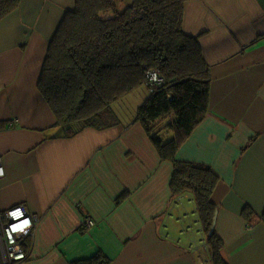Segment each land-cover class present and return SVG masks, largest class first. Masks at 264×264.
I'll use <instances>...</instances> for the list:
<instances>
[{"label":"crops","instance_id":"obj_1","mask_svg":"<svg viewBox=\"0 0 264 264\" xmlns=\"http://www.w3.org/2000/svg\"><path fill=\"white\" fill-rule=\"evenodd\" d=\"M75 4L21 0L0 22V218L24 206L36 219L21 264H76L97 253L111 264H200L195 249L206 234L194 194L173 191V162L161 159L134 116L124 118L132 111L117 113L113 128L71 138L56 127L38 86ZM183 23L198 39L211 87L209 113L176 159L219 177L213 227L224 258L264 264V223L243 217L246 207L264 213V0H190ZM139 92L143 100L146 90Z\"/></svg>","mask_w":264,"mask_h":264},{"label":"trees","instance_id":"obj_2","mask_svg":"<svg viewBox=\"0 0 264 264\" xmlns=\"http://www.w3.org/2000/svg\"><path fill=\"white\" fill-rule=\"evenodd\" d=\"M189 1L76 0L49 45L38 87L64 138L87 128L117 126L120 118L113 104L146 90L135 120L161 159L173 162V191L194 194L213 264H230L223 256V241L212 231L218 175L210 167L176 159L210 104L211 80L198 39L184 29ZM20 5L21 0H0V22ZM152 73L159 83L150 80ZM243 217L250 226L264 223V213L248 207ZM76 264L111 262L97 253Z\"/></svg>","mask_w":264,"mask_h":264},{"label":"built area","instance_id":"obj_3","mask_svg":"<svg viewBox=\"0 0 264 264\" xmlns=\"http://www.w3.org/2000/svg\"><path fill=\"white\" fill-rule=\"evenodd\" d=\"M150 80L154 83H159L160 78L157 73H152ZM0 168H3L0 164ZM4 169V168H3ZM20 209L23 215L19 219H14L10 214L15 210ZM29 220L30 227L24 229V231L13 232V227L23 228L24 221ZM36 219L29 213L24 206H18L7 210L0 218V261L1 264H19L22 261L28 259V252L25 251L24 245L27 239L32 237L35 231ZM93 221L91 219L86 220V227H92ZM207 241L202 243L204 251H208ZM205 254V255H204ZM199 253L200 258H203L201 264H213L210 253ZM206 258L204 259V257Z\"/></svg>","mask_w":264,"mask_h":264},{"label":"rangeland","instance_id":"obj_4","mask_svg":"<svg viewBox=\"0 0 264 264\" xmlns=\"http://www.w3.org/2000/svg\"><path fill=\"white\" fill-rule=\"evenodd\" d=\"M145 89V87H144ZM140 90H137V92H134V94H129L128 96L124 97L123 99H119L116 101L115 104H113L112 109H114V111L118 114H120V112H129L132 111L134 114H129V115H125L124 118L127 119V116H131V117H136L138 112H139V106L142 104V100L139 98V92ZM119 124V123H118ZM187 224L189 223V226L194 227V221H189V219L187 218ZM198 248L195 249V251L197 252L200 264L203 261V258H200L199 253H202V251L204 252L203 247H199L196 246ZM192 248H194V246H192ZM205 253V252H204ZM203 253V254H204ZM205 255V254H204ZM206 258V256L204 257V259ZM23 263V261H22ZM21 264V262H20Z\"/></svg>","mask_w":264,"mask_h":264},{"label":"clouds","instance_id":"obj_5","mask_svg":"<svg viewBox=\"0 0 264 264\" xmlns=\"http://www.w3.org/2000/svg\"><path fill=\"white\" fill-rule=\"evenodd\" d=\"M5 175V170L3 168H0V177H3ZM14 219H19L22 215H23V212L20 210V209H17L15 210L14 212H12L10 214ZM31 226V223L29 220H25L24 221V227L23 228H15L13 227V232H16V231H24L25 228L27 227H30Z\"/></svg>","mask_w":264,"mask_h":264},{"label":"water","instance_id":"obj_6","mask_svg":"<svg viewBox=\"0 0 264 264\" xmlns=\"http://www.w3.org/2000/svg\"><path fill=\"white\" fill-rule=\"evenodd\" d=\"M217 214H218V213H216V217H215V220H214V226H215V223H216ZM213 230H214V227H213L212 231H213Z\"/></svg>","mask_w":264,"mask_h":264}]
</instances>
